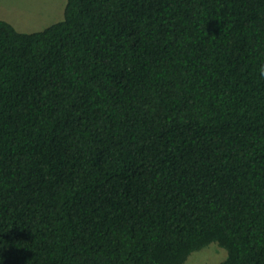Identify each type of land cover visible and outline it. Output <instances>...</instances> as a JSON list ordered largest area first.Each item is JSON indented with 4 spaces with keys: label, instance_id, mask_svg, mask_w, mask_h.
Segmentation results:
<instances>
[{
    "label": "trees",
    "instance_id": "16d2710c",
    "mask_svg": "<svg viewBox=\"0 0 264 264\" xmlns=\"http://www.w3.org/2000/svg\"><path fill=\"white\" fill-rule=\"evenodd\" d=\"M264 0H67L0 20V264H264Z\"/></svg>",
    "mask_w": 264,
    "mask_h": 264
},
{
    "label": "rangeland",
    "instance_id": "374dc122",
    "mask_svg": "<svg viewBox=\"0 0 264 264\" xmlns=\"http://www.w3.org/2000/svg\"><path fill=\"white\" fill-rule=\"evenodd\" d=\"M67 0H0V20L19 32L35 33L64 19ZM227 251L216 243L192 253L184 264H220Z\"/></svg>",
    "mask_w": 264,
    "mask_h": 264
},
{
    "label": "clouds",
    "instance_id": "9594fccd",
    "mask_svg": "<svg viewBox=\"0 0 264 264\" xmlns=\"http://www.w3.org/2000/svg\"><path fill=\"white\" fill-rule=\"evenodd\" d=\"M260 76L264 77V67H262L261 70H260Z\"/></svg>",
    "mask_w": 264,
    "mask_h": 264
}]
</instances>
